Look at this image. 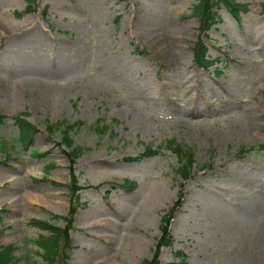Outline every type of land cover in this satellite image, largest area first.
Instances as JSON below:
<instances>
[{
	"label": "rangeland",
	"instance_id": "obj_1",
	"mask_svg": "<svg viewBox=\"0 0 264 264\" xmlns=\"http://www.w3.org/2000/svg\"><path fill=\"white\" fill-rule=\"evenodd\" d=\"M235 1L245 7L237 18L213 6L220 19L205 42L217 60L203 69L191 52L196 0H34L19 16L25 0H0V244L15 245V264L43 263L34 239L47 230L30 217L63 226L52 216L68 207L67 148L55 144L59 129L44 128L57 121L74 123L72 145L85 148L73 166L83 204L62 264H138L170 210L158 264H258L264 1ZM18 113L37 129L26 148L10 118ZM169 140L192 151L186 179ZM146 147L156 152L127 160Z\"/></svg>",
	"mask_w": 264,
	"mask_h": 264
},
{
	"label": "trees",
	"instance_id": "obj_2",
	"mask_svg": "<svg viewBox=\"0 0 264 264\" xmlns=\"http://www.w3.org/2000/svg\"><path fill=\"white\" fill-rule=\"evenodd\" d=\"M264 1V0H263ZM222 3L225 8L235 17H238V14L241 9L245 8L244 4H240L235 0H197L194 4L191 5L190 15L198 22L197 26V37L193 42L191 47L193 60L194 62L203 67H208L214 60L206 57V45L205 38L207 37L206 30L215 22L219 20V15L213 6H217L218 3ZM36 5L34 0H25V6L22 11L15 10L14 13L19 16L23 12L35 10ZM44 14V9L41 10ZM262 13L264 14V5L262 6ZM8 117V116H7ZM4 114L0 113V122L7 118ZM12 122L17 128V140L20 142L23 148H26L30 143L31 137L36 131V128L26 119L22 118L20 114H15L10 116ZM63 121H57L55 123H46L44 128L48 132H53L56 129L60 131V137L55 141L56 145H63L65 149V155L68 159V172L69 180L65 183V186L68 191V207L64 215H53L54 217H60L64 221L63 226L55 225L50 222L49 219H37L30 218L28 223L38 228L47 230V234L39 233L34 239V243L41 249V259L42 264H54L55 261L60 259V264L63 263L65 258H67L70 245L68 243V230L71 227V222L73 214L76 207L79 204L78 201V192L81 189V185L78 183L77 175L74 172V163L76 158L85 150L84 147L78 145H72L73 141L68 135L69 129L74 126V123H62ZM91 128H95V125H92ZM103 130V129H100ZM167 146L175 152L178 160L181 162L177 167L178 173L183 177V179L188 178L191 175L190 165L192 163L193 154L189 147H182L178 143H172V140L168 141ZM258 147H264L263 144H258ZM156 150L146 147V149L140 154L132 157H127V160H137L140 157L148 154L155 153ZM30 153L34 156L42 157L45 155L44 152L37 151L35 149L31 150ZM53 165L52 161L45 163V168L51 167ZM182 192H179L178 198L181 197ZM171 210L161 216V222L159 225L160 235L154 243V248L152 254L149 258H144L139 264H157L158 263V253L159 248L162 245H167L170 243V235L168 233V222L169 215ZM15 249V245L12 243L0 244V264H15L16 260L13 257L12 251ZM179 253V252H177ZM176 264V263H171ZM185 264V263H180Z\"/></svg>",
	"mask_w": 264,
	"mask_h": 264
},
{
	"label": "bare ground",
	"instance_id": "obj_3",
	"mask_svg": "<svg viewBox=\"0 0 264 264\" xmlns=\"http://www.w3.org/2000/svg\"><path fill=\"white\" fill-rule=\"evenodd\" d=\"M25 82H26V80H24ZM27 82H28V84L31 82L30 80H27ZM33 82V81H32ZM31 82V83H32ZM66 82V81H65ZM53 83V82H52ZM27 84V83H26ZM58 84V83H57ZM64 84V83H63ZM65 84H67V83H65ZM36 85V84H35ZM68 86V85H67ZM66 86V87H67ZM53 90H54V87L55 88H57L58 89V87H59V85H54L53 84ZM68 88V87H67ZM44 89V88H43ZM42 89V90H43ZM61 89V88H60ZM52 90V91H53ZM56 90V89H55ZM44 91V90H43ZM60 91V90H59ZM44 93V92H43ZM54 93V92H53ZM48 94V93H47ZM59 94V93H58ZM105 167V166H104ZM52 194V193H51ZM258 200V199H257ZM15 202V201H14ZM36 202V201H35ZM39 202V201H38ZM252 202H254V200L252 201ZM42 203V202H41ZM255 203V202H254ZM11 204H12V202H11ZM44 204V203H43ZM47 205V204H46ZM256 205V204H255ZM249 206V205H248ZM252 206V205H251ZM250 207V206H249ZM248 209V208H247ZM253 209V208H252ZM251 209V210H252ZM257 209V208H256ZM255 210V209H254ZM244 211H246V210H244ZM249 211V210H248ZM228 212H230V210L228 211ZM227 212V213H228ZM244 213V212H243ZM248 213V212H247ZM251 213V212H250ZM254 213V212H253ZM238 214H239V212H238ZM229 215V214H228ZM104 216V215H103ZM139 216V215H138ZM240 216V215H239ZM105 217V216H104ZM137 217V216H136ZM235 217H237V216H234V218L233 219H235ZM108 218V217H107ZM231 218V217H230ZM105 219V218H104ZM227 219V218H226ZM225 219V220H226ZM98 222H99V220H98ZM110 223H112V222H110ZM109 223V224H110ZM139 223H140V221H139ZM230 223V222H229ZM113 224V223H112ZM232 224H233V222H232ZM98 225H100L99 223H98ZM97 225V226H98ZM114 225V224H113ZM93 226V225H92ZM105 226V225H104ZM108 228V227H107ZM256 237H255V239H256V241H257V243H258V246H259V251H257L256 252V258L257 259H255L254 261H256V262H258V264H264V218H263V220L261 221V224L259 225V227L256 229Z\"/></svg>",
	"mask_w": 264,
	"mask_h": 264
}]
</instances>
